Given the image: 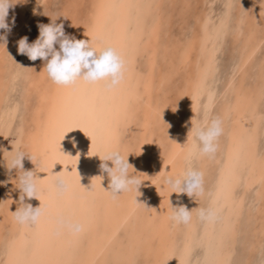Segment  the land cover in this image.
Listing matches in <instances>:
<instances>
[{
    "label": "bare ground",
    "instance_id": "1",
    "mask_svg": "<svg viewBox=\"0 0 264 264\" xmlns=\"http://www.w3.org/2000/svg\"><path fill=\"white\" fill-rule=\"evenodd\" d=\"M198 2L204 0H65L58 21L65 33L94 46L111 44L123 55L126 72L121 84L109 89L103 81L57 85L41 59L31 69L17 144L33 157V162L23 159L24 169L38 175L37 198L26 202L46 205L47 212L32 226L15 220L18 173L10 170L0 200V264H230L245 214L244 264L252 263L248 259L264 238V149L259 144L264 53L253 63L264 37V0H244L233 29L228 26L231 0L214 23L200 8L190 35L174 37L175 15L179 25L187 23L191 5ZM229 29L238 44L236 63L218 96L223 132L213 156L193 161L203 172V193L192 198L171 193L162 177L184 171L191 120L199 122L213 109L218 41ZM1 105L0 124L9 107ZM113 149L129 153L127 160L142 180L138 193L113 198L107 191L109 177L100 170V157ZM6 165L0 154V175ZM52 175L64 178L66 191L53 190ZM169 201L192 211L189 223L169 218ZM209 206L217 210L216 218L202 221L198 209ZM61 216L81 222L84 230L72 234L60 228Z\"/></svg>",
    "mask_w": 264,
    "mask_h": 264
},
{
    "label": "clouds",
    "instance_id": "2",
    "mask_svg": "<svg viewBox=\"0 0 264 264\" xmlns=\"http://www.w3.org/2000/svg\"><path fill=\"white\" fill-rule=\"evenodd\" d=\"M24 2L26 0H0V29H4L6 33L11 31V25L7 22L8 11L16 4ZM58 17H50L48 24H38L39 35L32 43L28 42L27 36L21 37L17 42L18 52L26 55L29 60L35 61L39 58L44 61L43 68L48 78L57 85H73L83 80L88 83L103 81L109 89L119 86L126 72L123 55L111 44L94 46L89 39L78 40L74 36L67 35L63 24L56 22ZM14 22L13 17L11 24ZM0 41H3L0 44L5 47L6 36L0 35ZM222 132V120L210 112H205L199 122L191 120V128L187 133L190 143L184 153L186 164L184 171L177 175L162 177L163 183L174 189L171 193H184L190 198L203 193V172L193 166V161L203 156H213L217 151V141ZM72 143L75 145L74 139ZM127 156L122 155L118 149H113L100 157L99 167L109 177L107 191L113 198L126 191L138 193L142 182L135 174L133 165L128 162ZM25 157L33 162V157L18 145L7 168L15 169L16 174L18 173L17 188L20 195L13 216L19 224L32 226L46 214L47 206L40 203L38 207H33L26 202V198H37L40 188L37 184V172L25 170L23 167ZM107 161H111V166L106 163ZM130 168L133 171L130 172ZM51 185L57 193H63L68 188L64 178L59 175H52ZM197 214L202 221L211 222L216 218L217 210L212 206L202 207L198 209ZM169 218L176 224H187L192 219V211L183 204L173 206L170 203ZM57 223L60 228L72 234H79L84 230L81 222L70 217L61 216ZM258 264H264V253L260 254Z\"/></svg>",
    "mask_w": 264,
    "mask_h": 264
},
{
    "label": "rangeland",
    "instance_id": "3",
    "mask_svg": "<svg viewBox=\"0 0 264 264\" xmlns=\"http://www.w3.org/2000/svg\"><path fill=\"white\" fill-rule=\"evenodd\" d=\"M207 2L211 4L209 5ZM225 2L226 0H208V1L204 0V2H198V4L191 5V8L189 9V15L186 21L187 23H183L179 25L180 17L179 15H175L176 17L174 18L172 22V28L174 29L171 28L172 30L171 33L174 35V37L179 36L180 38L181 37L183 38L184 36H189L190 35L189 31L191 30L190 26H192L194 22L192 20H194V15L197 14L200 8H204L210 20H212L210 22L214 23L217 19L220 18V16L223 15L224 10H225V7H224ZM64 3H65V0H26V2L24 3L16 4L15 5L16 7L14 6L10 8L8 11L7 22L11 25V31L6 33L4 29H0V34L5 35L6 40H7L5 47L3 44H0V88L3 90V91L0 90V105L2 104L1 107L4 108L5 104L7 105L8 103H11V106L9 104L7 105V107L9 106L6 111V116H5V118L7 117V119L3 120L1 122L2 124H0L1 125L0 132L5 131L4 132L5 138L2 144L0 145V154L1 156L4 157L5 161L7 162L8 167L10 165L14 151L16 147L18 146L17 138L19 134V129L22 126L23 117L25 116L27 112L25 109L26 107L24 105V98L26 96V90H25L26 88L25 85L27 84L26 81H27V78H29L30 71L35 69L36 66L38 67L40 64L37 61L39 60V58L35 61H32V60H29L26 55L20 54L17 50L18 49L17 42L21 37L27 36L28 42L32 43L39 35V30H38L37 25L41 23L48 24L50 23V17L59 16V14L62 11ZM207 4L211 8L208 7ZM241 4L242 6L240 7ZM19 6L21 7V9ZM243 6H244V0L242 1L241 0H231V7H230L231 10L229 13L230 20L228 21L229 28L233 29L232 26H234L236 23V20H235L236 17L240 14H243V9H242ZM20 12H21V15H20ZM17 13L19 14V16ZM13 17H14L15 23L11 24ZM58 21H59V17L57 18L56 22L58 23ZM263 21H264V12H263ZM180 26H182V28ZM231 29H229L228 32H226V34L224 35L225 37L222 39L223 40L222 42L218 41V44H220L218 48L219 50H217V53H216V60H217L216 63H217L218 68L213 78L217 97L215 99L216 102H214L212 105L213 109H210L211 111H209L214 116H218V110H217L219 108V97L218 96H220L225 86L226 80L228 79L229 74L231 72V67L236 63V59H237V57L235 56L236 50L234 49L237 48L238 42H234V41H233L234 43L232 42L233 39L230 35V32L232 31ZM262 31H264L263 27H262ZM184 33L186 35H184ZM263 35H264V32H263ZM212 42H213V39L210 41V43ZM0 43H3V41H0ZM263 53H264V37H263V42L260 47V50L258 51V54L256 55L257 57H255L253 61L255 65L257 64L260 56H262ZM253 72L254 70H252V73ZM13 74L15 75L13 76ZM172 86L174 85L172 84ZM6 91L8 93H6ZM5 97H6V101H5ZM203 98L204 97L202 95L200 98V105H199L200 108L197 107L196 112H195V115L197 118H200L202 115ZM31 99L33 98L31 97ZM262 110H264V99L262 100ZM263 115H264V111H263ZM259 139H260L259 140L260 148L264 149V132L261 133ZM8 156L10 157L8 158ZM7 165L5 168V171H7L6 174L4 171V174L1 173V175L2 176L4 175V176L2 177L0 175V200L3 198V194L5 193L4 186H6V181H7L6 176L10 172V170L7 168ZM244 217H246V214ZM244 217L241 222L242 232L238 234L239 236L237 238V241L234 244V249L230 257V264L231 263L232 264H244L246 261L245 255H244L246 253V245H245V240L243 238L245 236L244 235L245 233L243 232V230L245 228V225L247 226L248 221ZM245 220L247 222H245ZM195 251H194L195 255L196 253L198 254L200 252L199 249L197 248ZM261 253H264V238L262 241V247L259 248L257 251L253 252L252 255L249 257L248 260L252 262L251 264H258V260L260 259Z\"/></svg>",
    "mask_w": 264,
    "mask_h": 264
}]
</instances>
